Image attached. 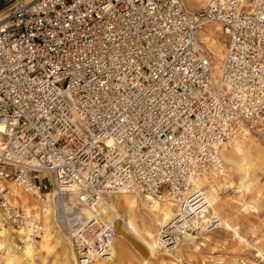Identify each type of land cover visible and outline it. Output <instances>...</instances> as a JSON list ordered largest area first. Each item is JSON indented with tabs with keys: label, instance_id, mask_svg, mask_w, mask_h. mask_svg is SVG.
<instances>
[{
	"label": "built area",
	"instance_id": "obj_1",
	"mask_svg": "<svg viewBox=\"0 0 264 264\" xmlns=\"http://www.w3.org/2000/svg\"><path fill=\"white\" fill-rule=\"evenodd\" d=\"M0 8V211L31 242L49 209L57 229L70 227L72 208L107 192L146 203L166 195L183 213L191 181L226 171L222 145L264 140V0H210L197 12L184 0ZM210 25L225 44L216 80L199 35ZM6 183L32 195L40 213L11 204ZM204 215L192 213L187 226ZM92 225L66 230L80 235L81 260L111 254L113 233L103 239Z\"/></svg>",
	"mask_w": 264,
	"mask_h": 264
},
{
	"label": "rangeland",
	"instance_id": "obj_2",
	"mask_svg": "<svg viewBox=\"0 0 264 264\" xmlns=\"http://www.w3.org/2000/svg\"><path fill=\"white\" fill-rule=\"evenodd\" d=\"M22 1L23 3H29L32 0ZM5 15L6 13L2 12L0 8V21H2ZM220 28L219 26H209L205 28V33L202 32L199 34L200 40L203 43L205 42L204 45L212 53L213 51H219V49L223 51L224 49L225 44L220 36ZM213 60L214 67L216 65L219 66L220 57L215 55ZM237 140H241V138ZM253 141L259 146L258 154H255L258 157L256 160L248 162L246 165L247 167L249 166L248 169L243 168L247 169L248 176L244 182L243 180L241 181L242 172L236 169L241 170L240 167L245 163H241L242 160L237 156L234 159L235 164H239V167L233 166L235 167L233 168V163L230 164L223 159L226 167L225 175L219 177L207 176L211 184L205 185L201 191L205 194L204 196L209 208L206 211V222L201 228H196L191 238L167 234L165 231L174 225L169 223L164 224L160 218L147 219L144 223L140 216L135 217L128 214L118 204L122 200L120 198L121 196L111 195L107 197L108 202L114 205L116 209L118 208V219H110V221L106 219L104 223L113 225V227L115 225V230L112 232L113 238H115L114 243H120L122 245L120 259L118 261L116 260L115 263H111L113 260L109 263L264 264V140L257 141L253 139ZM167 199L168 197L165 195L158 203L163 205L167 201L172 204V210L174 211L172 221H176L179 207L171 199L170 201ZM137 202L138 207L136 210L140 215L147 217L145 209L147 206L143 205L140 200ZM15 205L20 207L18 204ZM53 218L52 212L50 223L47 221L43 222V226L48 227L50 235L52 236L50 239L51 244L49 243V248H52L47 252L42 250L38 244L42 241L41 237L32 241V243H35V256L30 259V264H62L60 261L61 257L59 256L60 249L55 241L56 239H60V241L65 240L69 242L71 239L66 232L68 230L70 231L71 228L68 226L64 228L58 226V229L56 227L54 228ZM84 226L82 225V227ZM8 229L10 230L11 228L8 227ZM96 230L101 231V229ZM116 233L120 234V239ZM7 245L2 244L0 247V264H4L7 258ZM16 246V250L11 248L9 251H11V255L13 254L15 257H19L20 251L22 252L23 250L22 245L17 242ZM68 248L72 251L71 247L68 246ZM74 260L77 262V259L73 257L72 260L68 261V264H75ZM19 264L26 263L22 261Z\"/></svg>",
	"mask_w": 264,
	"mask_h": 264
},
{
	"label": "bare ground",
	"instance_id": "obj_3",
	"mask_svg": "<svg viewBox=\"0 0 264 264\" xmlns=\"http://www.w3.org/2000/svg\"><path fill=\"white\" fill-rule=\"evenodd\" d=\"M3 19H2V21H4ZM2 21H0V23ZM210 26H217V25H210ZM207 27H209V26H207ZM204 44H205V42H204ZM221 51L222 50L219 49V51H213V53L211 52L214 56L216 55L217 57H220L219 66L216 65L214 67V71L212 73L213 80L217 79L218 72L220 70V66H221V63L223 61L224 49L222 52ZM3 132H4L3 127H0V153H2L1 151L3 149L2 135H1V134H3ZM254 141L252 138H242L241 140L236 139L229 144H224L221 146L220 155H221L222 160L224 159V160L228 161L230 164L233 163L232 167L233 166L239 167V164H235V159H234L235 156H237L240 158V160H242L241 163H245L240 167L241 170L236 169L237 171L242 172L241 181L243 180V182L248 177L246 170L248 169L249 166L247 167L246 165L248 164L249 161H254L258 157V155H255V154H258V150H259L258 147L259 146H258V144L255 143L256 141L255 142ZM233 168H235V167H233ZM243 168H247V169H243ZM225 173H226V171L224 172L223 175H225ZM210 177H215V175L214 176L212 175ZM216 177H219V176H216ZM208 184H211V181L209 178H207L205 176H198L193 181L190 182V184L186 190V194H188L187 200H186V202H187L186 207L188 206L190 208H189V210H187L183 213L180 212V209H179L177 212V218L179 216H181L182 218H180L179 220H177V218H176V222L172 221L174 218V211L172 210V208H173L172 204L168 203L167 201H166V204L163 203V205H161L158 202L146 203L145 200L143 199V197H141V196L125 194V195H119V196H121L120 198L122 200L119 201L118 204L121 205L122 208L124 209V211H126L128 214L135 216V217L140 216L144 223L146 222L147 219L151 220L152 218H160L162 220V222H164V224L169 223L171 225H174L173 227L171 226L165 231L167 234H174V235H178V236L183 237V238H191L193 236V232L196 231V228L197 227L201 228L203 226V224L206 222V211L209 208H208V205L206 203V198L204 196L205 194H204V192H201V191L203 190L204 186L208 185ZM6 186L8 188L9 194L12 197L13 203H11V204L20 205L21 209L27 214H30V213L38 214V213H40V206H39L38 202L36 201V199L34 197H32V195L26 193V191H24L22 188L17 187V185H14L12 183H6ZM244 188H245V186H244ZM111 195L118 196L117 194L107 192L100 199V200H102V202H98L96 205H94L92 207L83 208V206H82V208H77V209L72 208V212L74 213L75 216L72 219V221H70L69 226L71 228H79L78 232H80L82 230V225H88V224L93 222V225L91 227H95V229H101V232L99 233V235L97 234V236L98 237L101 236V238H103V235L108 234V231L113 232V230H115V225L113 227V225H107L104 223V220H106V219L109 221H110V219H113V220L118 219V211H117L118 208L116 209V207H114V205H111L107 200V197H109ZM190 198H191V202L189 203ZM139 200L142 202L143 205L147 206V208H145L146 212H147V217L145 215H140L138 213V211L136 210L138 207L137 201H139ZM167 200L170 201V198H168ZM174 204H175V202H174ZM200 210H201V213L205 214L204 218H202L203 219L202 222L197 223L196 225L187 226L188 217L192 213H195L196 211H200ZM51 217H52V211H51V209H49L42 216V218H41L42 223L45 221L50 223ZM128 223H130V222H128ZM154 225H156V224L154 223ZM130 227H132V226H130ZM54 228H55V226H54ZM43 230H44V236L41 237L42 241L39 242L38 244L40 245L42 250L47 252V251H49L50 248H52V247L49 248V243H50V239L52 238V236L50 235V231L48 230L47 226H45V227L43 226ZM76 230L77 229H75L72 232L75 233V232H77ZM116 235L119 239L121 238L120 234L116 233ZM79 236L80 235H78V234L71 235L72 239L69 242L68 241L66 242L65 240L60 241V239L59 240L56 239L55 243H56V245L59 246V249H60L59 256L61 257L60 261L62 262V264H68V261L72 260L73 257H74V259L75 258L77 259V262H75L76 260H74L75 264H110L109 263L110 261L113 260L111 263H115L116 260L118 261L120 259L119 256H121L120 254L122 251V245L120 243L115 244L114 243L115 238H112L113 237V235H112V237H111L112 239L105 242L106 245L107 246L109 245L111 248L110 256L108 254H107V256H98L96 254V255H93V257H89V259H87V260H81V258H79L77 256V254L74 250V242L75 241L73 239L75 237L79 238ZM0 239H1L0 247L2 246V244L7 245V243H8V245H7V251H8L7 252V258L5 259L4 264H19V262H22V261H23V263L30 264L29 263L30 259H32L35 256L34 255L35 243H32L31 240L27 237V235H24L23 233L17 232L15 230H11V229L9 230L8 227L4 226L3 225V214L1 213V211H0ZM156 240H158V239H156ZM17 242H19L22 245V249H23L22 252L20 251L19 257H15L13 254L11 255L10 254L11 251H9L11 248L12 249L14 248L15 250L17 249V246H16ZM68 246L71 247L72 251H70ZM5 253H6V251H5ZM40 262H41V260H40Z\"/></svg>",
	"mask_w": 264,
	"mask_h": 264
},
{
	"label": "crops",
	"instance_id": "obj_4",
	"mask_svg": "<svg viewBox=\"0 0 264 264\" xmlns=\"http://www.w3.org/2000/svg\"><path fill=\"white\" fill-rule=\"evenodd\" d=\"M208 1L209 0H184V3L186 9H188L187 11L197 12L200 11Z\"/></svg>",
	"mask_w": 264,
	"mask_h": 264
}]
</instances>
